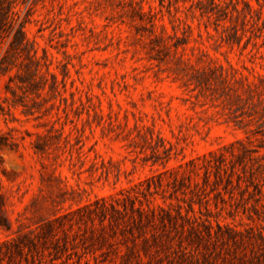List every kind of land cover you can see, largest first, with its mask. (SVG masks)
Masks as SVG:
<instances>
[{
    "label": "rangeland",
    "instance_id": "obj_1",
    "mask_svg": "<svg viewBox=\"0 0 264 264\" xmlns=\"http://www.w3.org/2000/svg\"><path fill=\"white\" fill-rule=\"evenodd\" d=\"M10 1L0 59L24 22L39 70L30 84L12 52L0 71V243L129 190L190 218L152 229L170 246L134 264H264V0ZM221 156L209 181L189 172ZM63 223L0 264H124L130 234Z\"/></svg>",
    "mask_w": 264,
    "mask_h": 264
},
{
    "label": "trees",
    "instance_id": "obj_2",
    "mask_svg": "<svg viewBox=\"0 0 264 264\" xmlns=\"http://www.w3.org/2000/svg\"><path fill=\"white\" fill-rule=\"evenodd\" d=\"M17 15L18 13L13 11L12 2L10 0H0V38L3 37L2 34L10 33L15 23V16ZM16 34L17 35L10 41L9 46L5 51V55L0 59V71L5 69V62L12 52L17 55H22L29 64L26 66L29 83L35 84L36 82L33 77L38 74L39 69H35L34 73V71H30V67L33 65L39 66V64L34 46L31 45L27 38L24 22L20 23L16 30ZM18 77L22 78L23 76L18 75ZM12 82L13 78H10L9 83L11 84ZM8 90H11L12 94H15V91L12 90L11 87H8ZM215 157V153L210 154V158L215 159ZM222 158L225 159L224 156H221V158H217L213 164L207 157H204L203 160H201V163L199 162V159H193L189 162V166H191L189 172L197 174L204 168V181H209L212 170L217 169L218 173L221 170H224L222 169V163L224 162ZM196 187H198L197 183ZM259 191L261 192V190ZM64 219H68V230L72 229L75 224H85L86 227H89L91 232L89 238L96 240L99 244L103 245L109 244L113 246V244H111L113 243L112 239H116L118 234H121L124 239H128L129 237H127V235L130 234L132 246L126 247L127 252L124 256V264H134V261L139 258V248H141L146 255H150V249L152 246L156 245L162 247V249L170 246L171 243L169 241V236L166 240H162L163 236L161 234L151 233L152 229H156V227L166 228L167 225H171L177 229L178 219L183 220V223L190 220L189 217H185L181 212L177 215H172L171 212L163 207L152 208L149 206L144 208L137 194H133L128 190L125 195L122 197H114L112 201H109L106 198H100L84 207L69 212L60 218L58 217L55 220L48 221L37 228L33 237L25 234L12 241L2 244L0 243V249L3 247L8 249L13 247L17 254L21 255L25 253L26 249L31 251L36 248L38 246L37 242L41 238H47L56 243L55 240H58L57 236L60 231H63V233L67 235V225L66 223H63ZM0 226H6V223L1 219ZM180 227L182 228L181 232L185 231V225L181 224ZM203 227L207 236L211 237V226L204 224ZM217 227L219 230L221 229L219 223H217ZM7 229L10 230V227H7ZM188 231L189 233L194 234L196 239H201L202 236L200 232H198L194 226H191ZM150 233L151 235L148 237V234ZM2 256L3 258L7 256L10 262L14 260L11 250L8 252L6 251L5 255L1 254L0 251V259H2ZM13 263H15V261ZM86 264H88V262H86Z\"/></svg>",
    "mask_w": 264,
    "mask_h": 264
}]
</instances>
